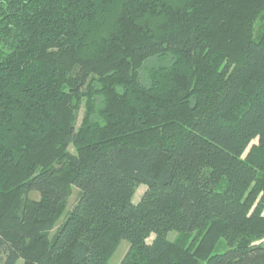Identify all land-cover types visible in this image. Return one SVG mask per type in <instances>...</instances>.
Instances as JSON below:
<instances>
[{
	"label": "trees",
	"instance_id": "1",
	"mask_svg": "<svg viewBox=\"0 0 264 264\" xmlns=\"http://www.w3.org/2000/svg\"><path fill=\"white\" fill-rule=\"evenodd\" d=\"M123 239L118 264H264V0H0V264Z\"/></svg>",
	"mask_w": 264,
	"mask_h": 264
},
{
	"label": "rangeland",
	"instance_id": "2",
	"mask_svg": "<svg viewBox=\"0 0 264 264\" xmlns=\"http://www.w3.org/2000/svg\"><path fill=\"white\" fill-rule=\"evenodd\" d=\"M167 61V60H166ZM160 60L156 57V56H151L150 58H148L147 60L144 61L143 65H142V69L140 70L141 74H144L145 75V71L147 70L148 67H150L151 65H157V63H159ZM145 66V67H144ZM83 106H84V102L82 103V105L80 106V111H79V114H78V121L77 123L80 122V119H81V116H82V113H83ZM252 143H255V141H252ZM251 143V144H252ZM249 147V146H248ZM69 150L72 152V153H75L74 152V149L72 146H70ZM145 190V187L144 185L143 186H139L135 192V195H134V200H137L143 193V191ZM77 193H78V190L71 186L70 188V192L68 194V198H67V205H66V208H65V211L63 213V215L61 216V218L58 220L57 224L61 223L62 220L64 219V216L67 212V210L71 207V205L75 202L76 198H77ZM30 197L33 198V199H38V193L36 192H31L30 193ZM56 224V226H57ZM56 227H54L55 229ZM53 232V231H52ZM51 232V233H52ZM176 236L175 232H172L168 235V238L169 239H174ZM150 240V239H149ZM128 247H129V244L126 240H121L115 250H113V252L111 253L110 257H109V263L110 264H118L121 259L124 257L125 253L127 252L128 250ZM16 264H22V260L19 259L18 262Z\"/></svg>",
	"mask_w": 264,
	"mask_h": 264
}]
</instances>
